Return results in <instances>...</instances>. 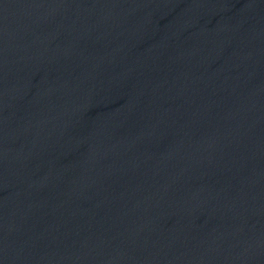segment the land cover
<instances>
[{
  "label": "water",
  "instance_id": "1",
  "mask_svg": "<svg viewBox=\"0 0 264 264\" xmlns=\"http://www.w3.org/2000/svg\"><path fill=\"white\" fill-rule=\"evenodd\" d=\"M0 264H264V0H0Z\"/></svg>",
  "mask_w": 264,
  "mask_h": 264
}]
</instances>
